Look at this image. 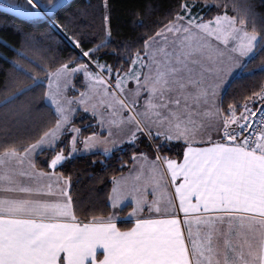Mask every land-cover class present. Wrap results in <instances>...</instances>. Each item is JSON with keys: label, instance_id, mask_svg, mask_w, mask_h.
<instances>
[{"label": "snow or ice", "instance_id": "1", "mask_svg": "<svg viewBox=\"0 0 264 264\" xmlns=\"http://www.w3.org/2000/svg\"><path fill=\"white\" fill-rule=\"evenodd\" d=\"M223 2L205 19L192 10L199 0H174L160 16L148 0L131 13L135 34L114 39L107 0L99 27L63 14L66 0H9L46 31L23 32L0 69V264H264V82L226 106L223 96L246 60L262 54L264 72V13L234 4L229 15ZM37 98L46 114L15 133L7 117H31ZM78 107L90 124L75 123ZM125 142L133 167L112 175L102 207L56 171ZM126 198L134 222L121 228Z\"/></svg>", "mask_w": 264, "mask_h": 264}, {"label": "trees", "instance_id": "2", "mask_svg": "<svg viewBox=\"0 0 264 264\" xmlns=\"http://www.w3.org/2000/svg\"><path fill=\"white\" fill-rule=\"evenodd\" d=\"M9 0H0L1 6H7ZM18 3L23 4L25 0H17ZM174 0H151L155 14L157 16L167 13L168 8L173 4ZM191 3L192 0H189ZM229 15H236L233 5L243 6L251 4L257 15L264 13V0H226ZM69 8L64 10L63 14L76 12L77 14L83 12L88 19L95 17L97 27L101 24V14L105 6V0H68ZM148 0H107L110 5L111 26L113 30V37L120 39H130L135 33L132 31V15L133 11L139 12L143 9ZM219 5V8L217 7ZM193 12L203 15L205 19H210L216 15L218 11L223 12V0H199V3L194 7ZM43 32L46 31L43 27H35L31 19L18 18L12 14L0 10V69L5 72L10 69L8 61L14 59V52L11 48L19 47V43L23 37V32ZM136 31H139L137 29ZM60 47H63L61 45ZM68 49H64L59 55H67ZM262 54H257L252 60H247L245 67L241 69L239 74L231 81L229 86L225 89L223 96L225 99V106L228 99L243 88H253L258 83L264 82V72L259 70V64ZM111 59V57H108ZM254 69V70H253ZM251 70V71H250ZM3 72H0V83L3 81ZM46 85V81H44ZM82 90L80 80L75 82V89L69 90L68 95L77 96ZM38 110H34L31 117H12L8 116L15 133L20 135L30 134L40 123L41 119L46 114V102L37 98L34 101ZM6 119V110L0 107V122ZM93 117L78 110L75 114V123L90 124ZM88 129L86 128V131ZM2 139V136H0ZM143 148V144L140 145ZM137 150L132 144L123 145L108 154L103 160L97 159L93 162V153L75 156L58 167V172H71L74 181L73 195H79L81 200L87 203L92 200L99 206H103L102 201L106 198V193L111 188V177L113 174L126 172L131 164V153ZM99 156V152H95ZM40 159V157H37ZM121 160H126L127 163L121 165ZM103 174L104 182L97 180V176ZM110 208V206H109ZM129 206L120 210V217L123 219L127 213ZM118 226L121 228L130 227L129 222H119Z\"/></svg>", "mask_w": 264, "mask_h": 264}, {"label": "crops", "instance_id": "3", "mask_svg": "<svg viewBox=\"0 0 264 264\" xmlns=\"http://www.w3.org/2000/svg\"><path fill=\"white\" fill-rule=\"evenodd\" d=\"M247 61V60H246ZM246 61L244 62V63H246ZM241 70H239L234 76H233V78H232V80L239 74V72H240ZM129 86H131V85H129ZM225 91V90H224ZM46 102V101H45ZM126 144H130V143H128V142H125L124 144H121V145H119L118 146V148L119 147H121V146H123V145H126ZM95 152H97L96 150H92V151H90V152H77V153H75L74 155H73V157H75V156H80V155H86V154H90V153H95ZM133 167V165L131 164V166H130V168L129 169H131ZM129 169L126 171V172H124V173H127L128 171H129ZM110 206V205H109ZM126 206H129V209H130V207H131V200H130V198H126L124 201H122L121 202V204L118 206V208L116 209V211H118V212H120V210L122 209V208H124V207H126ZM111 207V206H110ZM129 209H127V213H126V215H125V217L122 219L121 217H120V215L118 216V218H117V223H119V222H129L130 223V227H131V225H132V223L134 222L133 220H132V218L128 215V212H129ZM99 251V250H98ZM101 255H102V252H101Z\"/></svg>", "mask_w": 264, "mask_h": 264}, {"label": "water", "instance_id": "4", "mask_svg": "<svg viewBox=\"0 0 264 264\" xmlns=\"http://www.w3.org/2000/svg\"><path fill=\"white\" fill-rule=\"evenodd\" d=\"M66 2H68V0H66ZM0 10L4 11L6 13L12 14V15L18 17V18L30 19V18H27V17H23V16L19 15L18 13L12 12L11 9H9L7 6H1L0 5Z\"/></svg>", "mask_w": 264, "mask_h": 264}, {"label": "rangeland", "instance_id": "5", "mask_svg": "<svg viewBox=\"0 0 264 264\" xmlns=\"http://www.w3.org/2000/svg\"><path fill=\"white\" fill-rule=\"evenodd\" d=\"M78 110H80L81 112H84V113L90 115L91 117H93V115H92L91 112H87V111H85L83 108L78 107ZM78 110H77V111H78Z\"/></svg>", "mask_w": 264, "mask_h": 264}]
</instances>
